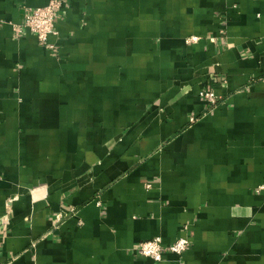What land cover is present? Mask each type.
<instances>
[{
    "label": "crops",
    "instance_id": "0c3cea01",
    "mask_svg": "<svg viewBox=\"0 0 264 264\" xmlns=\"http://www.w3.org/2000/svg\"><path fill=\"white\" fill-rule=\"evenodd\" d=\"M48 2L0 0V264H264V0H63L55 53Z\"/></svg>",
    "mask_w": 264,
    "mask_h": 264
},
{
    "label": "built area",
    "instance_id": "2783aa9c",
    "mask_svg": "<svg viewBox=\"0 0 264 264\" xmlns=\"http://www.w3.org/2000/svg\"><path fill=\"white\" fill-rule=\"evenodd\" d=\"M62 4L63 0H49L45 6L27 8L22 21L19 24L13 25L14 34L19 36L23 30H28L35 35L39 46L55 53L56 46L51 41V38L57 35V20L55 14ZM198 40V37H190L186 39V42L190 44L195 43ZM200 97L210 107L217 106L220 99L210 89L202 90L200 92ZM191 121H193V118ZM256 191L264 194V184L258 186ZM188 247L189 239L187 237H180L166 246L163 245L160 237H155L141 242L137 247V252L142 257L148 258L156 263H160L163 260L164 253L181 256L188 249Z\"/></svg>",
    "mask_w": 264,
    "mask_h": 264
}]
</instances>
